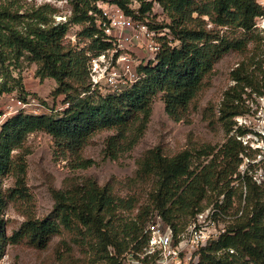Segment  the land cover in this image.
Instances as JSON below:
<instances>
[{
    "label": "trees",
    "instance_id": "1",
    "mask_svg": "<svg viewBox=\"0 0 264 264\" xmlns=\"http://www.w3.org/2000/svg\"><path fill=\"white\" fill-rule=\"evenodd\" d=\"M34 1L0 0V100L16 89L25 94L22 77L15 73L28 60L36 65L37 77L56 82L54 95L63 97L66 106L51 115L20 111L2 124L0 176L14 175L11 197L16 199H28L29 194L24 154L13 153L23 149L31 134H48L74 169L86 170L96 162L82 156L84 149L99 133L113 132L103 155L104 159H119L144 137L158 97L174 122L188 118L215 65L230 52L247 49L256 38L255 21L264 13L258 0H156L143 2L139 14L129 7L132 0H109L136 21H149L156 7L167 19L155 26L146 22L151 30L164 33L157 37L161 48L156 61L141 64L139 79L114 92L92 89L87 51L64 43L70 25L82 24L93 55L108 49L91 15L99 12L102 0H67L73 15L67 22L55 21L59 10L53 4ZM252 66L242 62L231 73L234 85L225 91L219 109V121L228 136L220 149L205 146L168 157L156 147L144 155L138 179L151 180L152 188L134 219L129 214L138 209L137 199L123 197L112 185L100 186L88 178L54 190L52 212L41 220L28 215L20 230L8 238L1 218L6 204L0 189V258L9 244L27 240L37 249H46L54 237L66 231L79 247L91 248L105 264H136L141 261L138 253L147 244L145 224L151 212L177 237L204 212L205 202L215 201L219 209L224 206L227 210L237 194L232 184L241 178L238 170L244 153L237 139L241 128L238 135H232L237 125L234 119L246 111V88L258 97L264 95ZM19 99L27 102V98ZM247 177L243 180L247 195L242 216L217 240L202 246L189 264H264V181L258 185Z\"/></svg>",
    "mask_w": 264,
    "mask_h": 264
},
{
    "label": "rangeland",
    "instance_id": "2",
    "mask_svg": "<svg viewBox=\"0 0 264 264\" xmlns=\"http://www.w3.org/2000/svg\"><path fill=\"white\" fill-rule=\"evenodd\" d=\"M155 1L132 0L129 7L139 14L143 2L147 4ZM34 2L37 5L48 2L56 6L59 11L54 19L57 22H67L73 18L72 7L67 0H36ZM101 2L110 1L102 0ZM258 2L264 8V0H258ZM25 3L33 2L25 0ZM146 16H150V13H146ZM164 21H167L165 14L156 7L149 17V21L146 22L155 26ZM83 28L82 24L72 23L64 43L79 50L85 49L87 55L90 56L93 55V51L89 50L90 40L84 36ZM254 35L256 38L249 41L244 52L232 51L215 65L212 77L192 103L185 121L174 122L170 119L166 114L164 102L158 97L154 102L152 117L144 137L131 152L120 156L117 160L104 159L103 155L106 140L113 135V132L99 133L84 149L82 156L96 162L86 170L74 169L71 160L60 155L53 138L48 134L43 132L31 134L23 149L13 153L14 156L20 152L24 154L28 199L11 197V191L15 186L13 174L0 176V189L4 194L6 204L1 217L4 221L6 236L11 238L14 233L19 231L28 215L40 220L46 218L54 207V190L65 189L88 178L94 179L100 186L112 185L114 190L123 197L130 196L137 199L139 201L138 209L129 214L130 218L134 219L138 215L140 206L146 204L152 188L151 180L138 179L140 161L149 150L160 147L165 156L171 157L184 150H199L205 146L220 149L228 140V136L219 121V109L225 91L234 85L231 73L240 63L248 64L250 62L253 64L251 70L259 76L260 86L264 90V34L254 32ZM136 53L138 61L145 60L147 57L143 48H139ZM36 70L35 64L24 60L20 70L16 71L15 76L22 77L26 95L16 89L11 95L0 100V131L5 122V119H1V117L7 111V107L11 105V97L27 98V102H36L32 107L23 110L26 114L51 115L66 106L63 104V97L54 95L57 88L56 82L52 79L41 80L37 77ZM245 92L243 98L246 111L244 115L234 119L237 125L232 132V135H235L238 128H241V134L237 137L244 147V153L241 155L243 162L238 170L241 178L232 184L237 191L233 203L225 211L224 206L219 209L221 215L217 217L218 229H228L237 218L242 216L246 205L247 190L243 183L246 176L253 178L258 185L264 181V95L258 97L250 88H246ZM221 201L224 199L221 198ZM215 203V201L205 202L204 213H211L216 208L218 209L219 207ZM157 220L159 221L158 214L151 212L145 227ZM192 223L193 221L188 223L181 234L186 233ZM138 254L141 259L144 255V248ZM129 259L126 261L127 263H129ZM0 264L105 263L95 256L91 248L79 247L73 237L64 231L61 235L54 237L46 249H37L27 240L19 244L7 245L0 258Z\"/></svg>",
    "mask_w": 264,
    "mask_h": 264
},
{
    "label": "built area",
    "instance_id": "3",
    "mask_svg": "<svg viewBox=\"0 0 264 264\" xmlns=\"http://www.w3.org/2000/svg\"><path fill=\"white\" fill-rule=\"evenodd\" d=\"M99 12H92L97 27L108 42L107 50L98 55H90L88 63L89 80L92 89L121 91L132 86L138 79L141 64L155 62L161 44L158 33L151 30L146 22L133 20L124 11L111 3H99ZM60 22V21H59ZM254 30L264 34V13L256 19ZM143 48L147 57L138 61L136 52ZM138 55V54H137ZM11 105L1 117L8 116L32 107L36 102H25L11 97ZM219 208L211 213L197 215L186 233L177 237L164 222H151L145 229L147 244L141 264H189L198 250L211 241L217 240L227 229H218Z\"/></svg>",
    "mask_w": 264,
    "mask_h": 264
}]
</instances>
